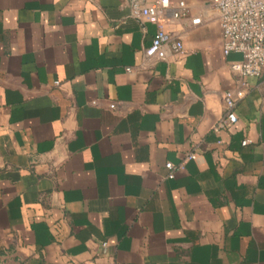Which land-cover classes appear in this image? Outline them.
<instances>
[{
	"label": "crops",
	"instance_id": "crops-1",
	"mask_svg": "<svg viewBox=\"0 0 264 264\" xmlns=\"http://www.w3.org/2000/svg\"><path fill=\"white\" fill-rule=\"evenodd\" d=\"M154 1L0 0V264H264V80L225 121L217 11L151 59Z\"/></svg>",
	"mask_w": 264,
	"mask_h": 264
},
{
	"label": "built area",
	"instance_id": "built-area-1",
	"mask_svg": "<svg viewBox=\"0 0 264 264\" xmlns=\"http://www.w3.org/2000/svg\"><path fill=\"white\" fill-rule=\"evenodd\" d=\"M210 3L218 13L223 53L227 55L235 52L241 55V60L230 63L231 71L241 77L239 84L235 89L226 90L221 95L225 109L224 120L234 122L236 115L233 110L236 101L244 96L248 87L246 78L264 80V0H210ZM167 12H170L174 19L184 17V2L155 0L146 6L136 2L131 4L132 17L145 19L156 27L150 45L144 50L148 58L163 60L168 55L184 52L181 40L172 38L163 29L162 17ZM199 22V18L191 20V24ZM109 107L114 108L115 104L110 103ZM242 143L246 144L247 141ZM194 158L195 153L189 152L177 166L167 162L165 167L168 176L172 177L173 170Z\"/></svg>",
	"mask_w": 264,
	"mask_h": 264
}]
</instances>
